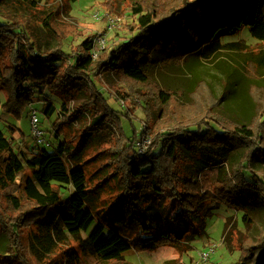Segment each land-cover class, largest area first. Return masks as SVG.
Returning <instances> with one entry per match:
<instances>
[{"label":"trees","instance_id":"1","mask_svg":"<svg viewBox=\"0 0 264 264\" xmlns=\"http://www.w3.org/2000/svg\"><path fill=\"white\" fill-rule=\"evenodd\" d=\"M8 1L0 0V14ZM18 1L52 31L55 15L40 8L41 0ZM164 1L159 11L148 2L134 3L131 38L96 59L90 38L70 55L62 36L42 52L25 19L0 23L2 110L21 119L28 105L43 102L52 117L55 96L62 105L53 128L63 138L55 148L27 146L30 157L23 160L0 130V264H129V251L181 247L202 236L212 204L264 211L263 96L255 98L259 115L249 125H234L217 119L219 101L203 82L186 107L152 76L157 63L213 53L223 38L245 28L264 42V0ZM101 84L125 102L143 103L148 129H164L146 152L135 149L136 128L127 134L124 124L133 120L110 106ZM104 140L115 162L111 173L104 170L117 188L110 202L100 186L89 187L83 168L87 150ZM205 164L226 172L216 181L201 178ZM63 185L75 191L67 199ZM115 222L124 230L113 228ZM238 250L235 264H264V230L240 239Z\"/></svg>","mask_w":264,"mask_h":264},{"label":"rangeland","instance_id":"2","mask_svg":"<svg viewBox=\"0 0 264 264\" xmlns=\"http://www.w3.org/2000/svg\"><path fill=\"white\" fill-rule=\"evenodd\" d=\"M136 2H148L157 11L165 10L164 0H78L75 3L70 0H41L40 8L55 15L52 31H49L40 21L38 12H31V9L18 0H9L0 14V23L13 24L25 19L35 30V42L42 52L55 48L62 36L63 51L70 55L77 46L90 38L98 57L104 49L108 52L114 50L131 38L129 28L135 20L132 5ZM65 36L67 37L64 38ZM72 61L70 59L69 62ZM152 76L163 88L176 92L178 100L186 107L194 104L193 92L203 82L210 88L213 98L219 101V106L214 110L217 119L234 125H249L260 113V106L255 98L263 96L264 99V42L253 38L249 28H245L237 36L223 38L221 46L213 53L200 51L195 57L185 54L180 59L157 63ZM101 91L115 111L130 115L133 121L124 123L127 134H131L133 128H136L138 135L149 138L152 143L156 135L163 132L164 129H148L143 103L135 105L133 102L123 101L108 85L101 84ZM51 99L57 107V113L52 117H46L43 102L32 105L42 114L39 128L55 148L63 139L55 137L53 128L62 103L55 96H51ZM5 101V96L0 91V130L12 140L14 149L24 160L30 157L27 146L34 145L35 141L30 124V105L25 108L23 117L17 119L2 110ZM12 128L16 131L13 132ZM105 142L107 141L101 142L94 150H87L85 160H90L83 168L89 187L100 186L104 193L103 199L110 202L111 193H116L117 188L113 178L106 176V173L114 170L115 162L110 159V151L106 150L109 143ZM262 166L264 168V164ZM202 168L199 176L212 181L226 172V168L219 165L205 164ZM60 189L65 199L75 193L72 185H63ZM210 212L212 215L206 220L202 236H197L194 241L185 242L176 248L129 251L125 254L124 261L129 264H194L203 251L213 248L214 254L206 264H235L240 259L238 241L247 235H258L264 230V211L258 210L251 214L247 210L235 211L223 205L212 204ZM244 216L251 222H245ZM121 226L115 222L112 227L121 231ZM112 231L107 230L106 234ZM88 235L89 233L84 234V237ZM69 242L78 250L75 242ZM0 251L4 252L3 246ZM93 261L97 264H123L101 263L96 260L86 263L94 264Z\"/></svg>","mask_w":264,"mask_h":264},{"label":"built area","instance_id":"3","mask_svg":"<svg viewBox=\"0 0 264 264\" xmlns=\"http://www.w3.org/2000/svg\"><path fill=\"white\" fill-rule=\"evenodd\" d=\"M92 57L93 59L97 57V52H95V50L92 53ZM41 116L42 114L37 109H35L34 106L31 104L30 105V124L32 126V131L34 133V138H35L34 146L48 149L51 147V142L47 140V138L44 136L43 131L39 128ZM150 143L151 141L149 140V138L143 135H140L138 136L135 142V149L137 150L138 153L142 154L143 152H145V150L150 145ZM213 254H214L213 248L206 249L200 255V259L194 264H206L208 261H210Z\"/></svg>","mask_w":264,"mask_h":264}]
</instances>
